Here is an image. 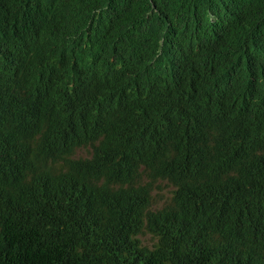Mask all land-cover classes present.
<instances>
[{
	"label": "trees",
	"instance_id": "1",
	"mask_svg": "<svg viewBox=\"0 0 264 264\" xmlns=\"http://www.w3.org/2000/svg\"><path fill=\"white\" fill-rule=\"evenodd\" d=\"M0 264H264V0H0Z\"/></svg>",
	"mask_w": 264,
	"mask_h": 264
},
{
	"label": "rangeland",
	"instance_id": "2",
	"mask_svg": "<svg viewBox=\"0 0 264 264\" xmlns=\"http://www.w3.org/2000/svg\"><path fill=\"white\" fill-rule=\"evenodd\" d=\"M87 150H88L87 148H81L79 151L76 152L75 156L76 157L85 156L87 153ZM159 184H160V187L156 188L155 190L156 205H160L163 198L169 196L171 194V191L173 190V187L164 181H160ZM141 239L143 243L145 244H150L151 242L149 234L142 236Z\"/></svg>",
	"mask_w": 264,
	"mask_h": 264
}]
</instances>
